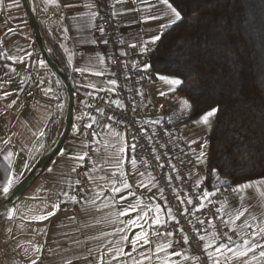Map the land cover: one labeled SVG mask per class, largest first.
<instances>
[{
	"label": "crops",
	"instance_id": "obj_1",
	"mask_svg": "<svg viewBox=\"0 0 264 264\" xmlns=\"http://www.w3.org/2000/svg\"><path fill=\"white\" fill-rule=\"evenodd\" d=\"M27 3L35 15L47 52L70 81L72 122L63 144L34 181L38 185L33 198L28 200L30 208L13 209L11 218H0V264H32L34 260L36 264H68L69 261L71 264H96L101 255L109 260L114 254L111 250L117 246L121 235H128L131 240L141 230L138 226L123 223L136 219L140 209L119 217L118 221L116 217L118 211L137 200L149 206L144 209L147 216L140 223L149 231L153 241L151 245L138 246L133 256L140 259L141 252L147 253L149 248H153L156 236L152 229L158 228L164 240L161 230L172 218L167 214L152 176L137 167L133 168L131 137L125 132L116 136L117 131L96 122L85 112L96 96L105 93L114 101L115 93L109 67L110 50L104 47V38L98 27L96 0H27ZM113 6L120 27L122 51L136 68L144 70L150 87L149 104L157 110L156 121L178 128L177 145L184 150L180 160L184 162L191 181L196 185L200 181L199 185H204V191L207 190L210 196L221 187H207L206 155L205 163H198L196 159L201 151L206 154L210 127L197 123L202 115L190 118L189 110L182 107L176 90L169 91L170 86L157 79V74L149 69L145 61L157 43H147L149 51L142 54L145 42L159 31L164 34L170 28L160 27L170 19L166 5L160 0H113ZM0 52L4 58V63L0 65V191L9 176L13 177V185L8 194L0 198L2 201L59 136L66 100L61 83L35 43L21 0H3L0 3ZM76 73L79 74L77 78ZM161 92L165 95H160ZM52 118L57 131L50 143L52 136L48 125ZM212 121L213 118L210 125ZM88 124L92 126L86 127ZM121 145L125 151L120 166L116 167L112 158L120 155L117 149ZM81 155L91 160L92 169L88 173L85 197L73 210L71 197L77 183L75 172L85 159H77ZM121 172L131 188L114 194L111 188L114 181L120 180ZM239 184L229 187L231 193L220 201L219 208L222 205L239 207L243 195V207L248 209L245 217L255 216L256 222L264 221V195H261L264 185L259 186V193L256 186L243 194L233 192L232 189ZM116 186L120 187V183ZM54 204L59 205V210L53 209ZM156 205L161 209L159 226L153 224ZM52 211L55 215L47 216ZM140 214L143 215V212ZM39 216H47V219H37ZM223 219L228 218L225 216ZM228 226L231 228V225ZM124 228L128 229L127 232L117 231ZM237 237V242L230 245L233 249L238 246L243 248V239L249 238ZM166 240L174 242L170 252L180 250L192 258L188 250L171 237L167 236ZM125 251H131L130 244L125 245ZM253 255L249 252L247 257L233 259L231 264H242V260L249 264H264L259 259L253 260ZM255 256L259 257V249ZM121 259L131 264V258L125 256ZM173 259L180 264H197L194 259ZM112 264H119V261L113 260ZM144 264L158 262L152 256Z\"/></svg>",
	"mask_w": 264,
	"mask_h": 264
},
{
	"label": "trees",
	"instance_id": "obj_2",
	"mask_svg": "<svg viewBox=\"0 0 264 264\" xmlns=\"http://www.w3.org/2000/svg\"><path fill=\"white\" fill-rule=\"evenodd\" d=\"M169 2L183 19L165 31L145 62L155 74L186 81L176 94L193 106L190 118L220 109L207 137V187L264 178V0Z\"/></svg>",
	"mask_w": 264,
	"mask_h": 264
},
{
	"label": "built area",
	"instance_id": "obj_3",
	"mask_svg": "<svg viewBox=\"0 0 264 264\" xmlns=\"http://www.w3.org/2000/svg\"><path fill=\"white\" fill-rule=\"evenodd\" d=\"M96 5L98 27L100 31L103 30L104 47L110 50L109 67L116 84L114 101L102 93L90 101L85 112L96 122L108 125L118 133L125 132L131 137L132 145H136L134 151L131 148V160L136 159V167L152 176L166 209H171L175 217L162 228V234L166 236L167 232H171L173 235L168 237L186 248L192 258L199 257V264H209L203 252L204 242L198 239L199 235L218 231L224 242L227 237L223 233L231 235L235 243L238 240L236 232L230 230L222 222L221 214L216 212L220 201L231 191L229 188H220L204 198V185L197 186L188 177L185 164L180 160L184 150L177 145L178 128L164 121H156L157 110L149 104L150 87L144 70L136 68L122 51L120 27L113 0H96ZM3 63L4 58L0 52V65ZM78 76L76 73L75 77ZM91 169L89 158H85L76 169L75 177L79 183L74 186L76 202L71 201L73 210L85 197L87 177ZM189 200L191 203H188ZM180 229L188 236V244H184Z\"/></svg>",
	"mask_w": 264,
	"mask_h": 264
},
{
	"label": "snow or ice",
	"instance_id": "obj_4",
	"mask_svg": "<svg viewBox=\"0 0 264 264\" xmlns=\"http://www.w3.org/2000/svg\"><path fill=\"white\" fill-rule=\"evenodd\" d=\"M160 2L164 5H166L168 9V15L170 16L169 22L165 25H161V29H167L171 27L172 25H175L176 23L180 22L183 19V16L181 14V11H179L176 7L173 6L172 3L169 2V0H160ZM0 3H3V0H0ZM91 7V5H89ZM156 18V17H154ZM101 31H103L101 29ZM163 36V31H159L156 35L152 36L150 41L145 42V47L142 49V54H146L149 49L147 48V43L156 44L157 42L161 41ZM14 59V58H13ZM147 67V66H146ZM157 79L164 82L165 84L169 85V91H175L180 86L184 85L186 81L184 79H181L177 76H167L162 75L159 72L157 73ZM113 85L116 84V81H111ZM160 95H165L164 92H161ZM118 103V102H117ZM181 105L184 109L187 110H194L192 105H189L187 100H181ZM163 107V105H161ZM220 111L218 107L211 108L210 110L203 113V115L199 118L197 123L203 124L205 126L211 127L210 120L211 118L215 117L217 113ZM95 122V121H93ZM91 124L86 125V127H91ZM42 135V133H41ZM95 135V134H93ZM116 136H119V133L115 134ZM98 142V141H97ZM192 143H196V141H192ZM107 148L108 145H105ZM132 150L134 151L136 148V145L133 144ZM125 151V148L123 145H121L117 152L120 155H115L112 159H114L116 167L120 166V162L123 159V153ZM11 154L9 153V156ZM86 155V154H85ZM85 155H81L77 157L79 160H83L85 158ZM205 153L201 151L199 155L196 157L198 163H205L204 157ZM7 158V157H6ZM133 168L136 167L137 161L136 159L131 160ZM75 171V169H73ZM115 175V174H113ZM143 175V173H141ZM212 175L219 179L218 173L216 169L212 170ZM103 179V178H102ZM79 183V182H77ZM116 183H120V187L116 186ZM200 181H198L197 186H199ZM228 181H220V184L227 185ZM13 185V177L9 176V178L6 181L5 186L2 188V191L5 195L8 194L10 187ZM260 185H264V178L255 180V181H247L242 184H239L235 186L232 191L236 193L243 194L246 190L252 188L253 186H256V191L260 192ZM215 187V186H214ZM131 185L127 183L126 178L124 177L123 172L120 173V180L114 181L111 191L116 194L121 192L124 189H130ZM97 195H100V193H97ZM163 195V192L161 190V196ZM261 195H264V193H261ZM204 197L209 196V192L205 190L203 192ZM123 199V197H122ZM241 205L239 207H231L229 208L226 205H222L220 208L216 209V212L221 215L222 222L226 225H231L232 231L236 232V235L242 236V237H249L243 239V248L233 249L230 247L231 244L235 243L233 240V237L231 235H228V233H223V236L227 237V241L224 242V240L221 237V234L218 231H213L207 235H199L198 239L200 241H203V252L207 257V260L209 264H231L233 259H242L248 256L249 252L254 253L253 260H261L264 261V221L256 222L257 217L250 216V218L245 217V213L248 212L247 208L243 207V201L244 196L241 195ZM71 200L73 203L76 202V196H72ZM188 203H191V200L188 201ZM54 210H59V205L54 204L53 206ZM148 205H143L141 200H137L135 203H130L127 208L120 210L116 213L117 221L119 220V217H123L128 215L132 211H137V209H140V212L137 213L136 219H130L128 221H123V223L131 226V227H140V231L136 233L134 238L129 240L128 235H121L119 241L116 242V247L112 249L111 251L114 252L113 255L110 256L109 260H105L103 255L99 257V259L96 261V264H112L113 260L119 261V264H128V261H124L121 258L122 257H129L131 258V264H144V261L151 260L152 256H155L157 259L158 264H180L179 261L174 260L173 257H183L184 260L194 259L197 264H199V257L190 258L189 256L185 255L183 251L175 250V251H169L173 247V241H167V236H172L173 234L171 232H167L165 239H161V233L159 232L158 228L152 229V232H154L156 236L155 243L153 245V248H149L148 252H141L140 253V259H137L135 256H133V253H136L139 247H145L148 245L153 244V241L150 238L149 231H146L143 227V225L140 223L142 219H144L147 216V213L144 212V209L148 208ZM143 212V215L140 213ZM161 212L160 206H155V217L153 218V224L159 226L161 224V219L159 213ZM168 216L175 219L173 216V213L171 209L168 210ZM12 213L9 212V218L12 217ZM55 215V211H52L47 214V216ZM47 216H39L37 219L43 220L47 219ZM227 217V220H224L223 217ZM245 217V219L237 224V221H241V218ZM113 221V223L117 222ZM178 223V221H177ZM200 223H203V221H200ZM212 227L215 229L216 226L212 225ZM238 229V231H237ZM249 229L251 231H249ZM127 228L124 229H118V232L124 233L127 232ZM182 233V238L184 244H188V236L186 234H183V230L180 229ZM207 232V230H205ZM109 243H112L109 241ZM178 243V242H176ZM130 244L131 245V251H125V245ZM259 249V257L257 258L255 256L256 250ZM40 249L38 248L37 251ZM163 254V255H161ZM32 264H36V261H32ZM68 264H71L69 261ZM242 264H249L248 261L242 260Z\"/></svg>",
	"mask_w": 264,
	"mask_h": 264
},
{
	"label": "water",
	"instance_id": "obj_5",
	"mask_svg": "<svg viewBox=\"0 0 264 264\" xmlns=\"http://www.w3.org/2000/svg\"><path fill=\"white\" fill-rule=\"evenodd\" d=\"M21 2L25 9L35 43L41 55L45 59L49 69L52 71V73L58 79L64 89L66 107L63 127L59 136L51 143L45 153L33 165V167L28 171V173L13 187L9 195L5 199L0 201V209L13 206L32 185V183L37 179V177L42 173V171L46 168V166L49 164L51 159L54 157V155L57 153V151L63 144L72 122L73 94L70 81L65 72L55 63V61L47 52L43 43V38L39 29V25L37 23L35 15L29 8L27 0H21Z\"/></svg>",
	"mask_w": 264,
	"mask_h": 264
},
{
	"label": "rangeland",
	"instance_id": "obj_6",
	"mask_svg": "<svg viewBox=\"0 0 264 264\" xmlns=\"http://www.w3.org/2000/svg\"><path fill=\"white\" fill-rule=\"evenodd\" d=\"M180 100H183L182 98L178 97ZM171 106V105H170ZM176 108V107H175ZM174 109V108H173ZM172 109V110H173ZM38 185V182H33L32 185L27 189V191L24 193L23 197L21 198V200H19L15 205L11 206V207H6V208H2L0 209V218H2L3 216H9V212L13 213L14 210L16 209L17 211L20 210V208L23 209L24 208H30L29 205V201L30 199L33 198L34 193H35V189L36 186ZM3 196H5V194L3 193V191H0V198H2ZM29 200V201H28ZM28 201V202H27ZM15 207V208H14ZM5 219H3L2 221H4ZM5 223V221H4Z\"/></svg>",
	"mask_w": 264,
	"mask_h": 264
}]
</instances>
